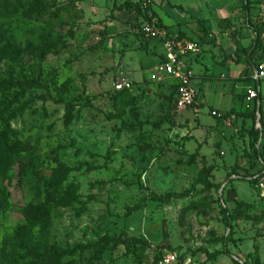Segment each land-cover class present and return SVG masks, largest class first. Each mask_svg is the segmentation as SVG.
<instances>
[{
    "label": "rangeland",
    "instance_id": "obj_1",
    "mask_svg": "<svg viewBox=\"0 0 264 264\" xmlns=\"http://www.w3.org/2000/svg\"><path fill=\"white\" fill-rule=\"evenodd\" d=\"M124 1L0 0V81L22 84L0 93V130L21 144L0 176V264H152L165 253L264 264L261 176L241 129L248 114L221 93L226 70L200 48L191 83L201 104L178 112L170 81L150 75L146 46L163 39L147 38L135 13L118 18ZM263 2L153 0L152 12L201 46L209 25L258 24ZM122 78L132 86L117 93ZM29 205L46 210L44 225H27ZM51 246L64 255L49 257Z\"/></svg>",
    "mask_w": 264,
    "mask_h": 264
},
{
    "label": "crops",
    "instance_id": "obj_2",
    "mask_svg": "<svg viewBox=\"0 0 264 264\" xmlns=\"http://www.w3.org/2000/svg\"><path fill=\"white\" fill-rule=\"evenodd\" d=\"M153 13L156 15L155 10H153ZM119 14L120 15H118V18L126 17L127 11L123 10V12ZM156 17L158 19L160 18L158 15H156ZM251 20L253 23H255L254 22L255 18H251ZM162 24L166 27L165 29L166 33H170V34L172 33L171 35L177 34L182 39L191 42H197L194 41L191 37H189L185 32L181 31V29H179L178 27L168 28L163 21ZM247 26H248L247 29H243L242 32L234 33L233 31L222 32V29L220 27H217L216 25H209L207 28L211 29V33L205 34L203 32L204 39L199 40V42L201 43V46L200 45L199 46L201 48L200 55L201 54L207 55L209 57L210 62L213 65V68L215 67L216 69H218V67L219 68L222 67L226 70V72L220 73L218 76V80L224 82L225 84V85L222 84L221 93L230 94L235 98L236 103L229 110L234 109L237 114L240 113L242 114L247 112L246 114L248 115L243 121H241V129L243 127L245 128L249 127L247 129L250 130L252 125L256 123V121L253 122V120L250 119L251 117L250 112L253 109V107L251 108V104L253 102L247 103L246 98L244 99L243 96L245 95L247 89L253 88L254 85L250 80V74L252 72V67H253L251 61L256 60L257 52L254 54L252 53L254 46V39H255L254 28L252 26H249L248 24ZM137 46L138 45H136V47ZM249 47L251 48L246 52V49ZM146 48L148 50L147 52L149 53L147 55L156 60V63L153 64L152 71L150 74L152 76L153 68L165 61L166 53L158 41H153L148 43ZM135 50L138 49L136 48L133 51ZM200 55L186 54L185 56L179 58V60L182 62L185 68L191 73V79L193 77L191 66L194 62H196L199 59ZM249 55H251V60L249 59L248 61ZM140 69H143V67H141ZM199 77L201 79L202 85L203 84L208 85L212 79L211 76H207L205 73L199 75ZM168 80L170 81L171 84L173 83V80L171 79ZM226 85H229V87H227ZM258 89L259 91H261L262 95H264L263 94L264 83H260ZM198 102L199 104H201L199 97L197 98L196 105L198 104ZM257 103H259V100L257 101ZM211 110L219 112V110L216 107L214 108L212 107ZM229 110H227L223 114H226Z\"/></svg>",
    "mask_w": 264,
    "mask_h": 264
},
{
    "label": "built area",
    "instance_id": "obj_3",
    "mask_svg": "<svg viewBox=\"0 0 264 264\" xmlns=\"http://www.w3.org/2000/svg\"><path fill=\"white\" fill-rule=\"evenodd\" d=\"M144 10H149L147 16L150 21H143L142 31L147 38L150 39H163L162 48L166 53V59L161 64L153 68L152 79L161 81L162 78L173 80V84L176 86L174 107L176 110H184L193 108L196 104L197 91L191 83V73L185 68L180 57L186 54L197 55L200 52V46L197 42H191L180 38L177 34L167 37V33L163 28L157 26L156 19L152 17V5L153 0H136ZM259 15V22L263 26V29L259 34L254 32V38L258 40L257 58L255 65L252 67L250 74V80L253 84L258 86L261 82H264V2L262 4ZM132 84L126 79H120L115 84V91L130 90ZM259 90V89H258ZM258 97L256 89L248 88L246 91V102L252 103ZM197 112V109L194 108ZM212 115L216 116L217 112H212ZM255 130L257 131V139L254 144V151L256 154L258 165V176H261V180L257 185L259 189L260 198L264 199V122L260 123L259 115H257ZM155 264H183L180 263L174 254L165 253ZM189 264V263H184Z\"/></svg>",
    "mask_w": 264,
    "mask_h": 264
},
{
    "label": "trees",
    "instance_id": "obj_4",
    "mask_svg": "<svg viewBox=\"0 0 264 264\" xmlns=\"http://www.w3.org/2000/svg\"><path fill=\"white\" fill-rule=\"evenodd\" d=\"M121 8L129 13H135L137 18H142L145 21H150V18L147 16V12L149 10H144L141 8L140 4L136 2V0H125L123 4L121 5ZM247 8V7H246ZM152 17L156 19L157 26L160 28L166 29V27L162 24V22L156 17V15L152 12ZM247 24L249 26H252L254 28V32L256 34H259L261 30L263 29V26L260 24V22L256 25L252 22L250 17H247ZM258 48V40L255 38L254 39V46L252 53H256ZM51 50L49 48L47 49H41V53H49ZM251 53V54H252ZM249 59L251 60V55L248 56V61ZM257 60L251 61L252 65H255ZM31 86L29 84H26L25 86ZM17 87H22V84L19 83H14L11 80H3L0 81V93L9 91L11 89L17 88ZM172 91H171V100L174 103V97H175V91H176V86L172 83L171 84ZM253 87L256 89L258 92V97L257 99L253 102V109L250 112V115L252 117L253 122L256 121L257 118V109H258V115H259V121L260 123L264 122V108H263V103H264V95H262L261 91L257 89V84H254ZM123 92H129V90H121L118 91L117 93H123ZM243 98H246V93L243 96ZM259 100V103L257 101ZM250 137L252 140V156L254 158V164L256 166V173H259L258 170V165H257V159H256V154L254 151V144L257 139V131L255 130V123L252 125V127L249 130ZM21 153V144L19 141L15 139V133L9 129L7 125H3L1 130H0V176H4L6 172V168L11 165L14 160L19 156ZM20 160V159H18ZM47 197L51 201H55V197L51 194H47ZM23 216L24 219L27 222L28 226H41L45 224L46 221V216L47 212L46 210L40 212L39 207H33V206H26L23 209ZM27 241H19L20 246H26ZM46 253L49 257H53L55 259H60L63 255L64 252H62L59 248L55 246H51L46 250ZM102 253L101 251H98L96 254V257L99 258L100 254ZM161 256L158 255L157 258L152 262V264H155ZM26 264H35V263H26ZM240 264H247L246 262H240ZM252 264H260L258 261L253 262Z\"/></svg>",
    "mask_w": 264,
    "mask_h": 264
},
{
    "label": "water",
    "instance_id": "obj_5",
    "mask_svg": "<svg viewBox=\"0 0 264 264\" xmlns=\"http://www.w3.org/2000/svg\"><path fill=\"white\" fill-rule=\"evenodd\" d=\"M257 115H258V109H257Z\"/></svg>",
    "mask_w": 264,
    "mask_h": 264
}]
</instances>
